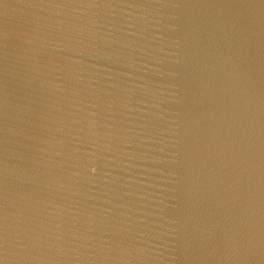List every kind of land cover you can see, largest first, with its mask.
<instances>
[{"label":"water","instance_id":"obj_1","mask_svg":"<svg viewBox=\"0 0 264 264\" xmlns=\"http://www.w3.org/2000/svg\"><path fill=\"white\" fill-rule=\"evenodd\" d=\"M0 264H264V0H0Z\"/></svg>","mask_w":264,"mask_h":264}]
</instances>
